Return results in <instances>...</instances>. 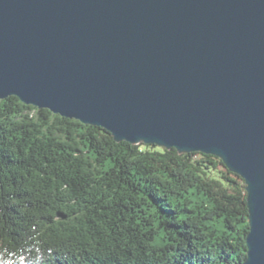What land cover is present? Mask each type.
Returning <instances> with one entry per match:
<instances>
[{
	"label": "water",
	"instance_id": "95a60500",
	"mask_svg": "<svg viewBox=\"0 0 264 264\" xmlns=\"http://www.w3.org/2000/svg\"><path fill=\"white\" fill-rule=\"evenodd\" d=\"M219 157L264 264V0H0V100Z\"/></svg>",
	"mask_w": 264,
	"mask_h": 264
},
{
	"label": "trees",
	"instance_id": "16d2710c",
	"mask_svg": "<svg viewBox=\"0 0 264 264\" xmlns=\"http://www.w3.org/2000/svg\"><path fill=\"white\" fill-rule=\"evenodd\" d=\"M219 157L115 141L0 100V264H240L246 184Z\"/></svg>",
	"mask_w": 264,
	"mask_h": 264
}]
</instances>
